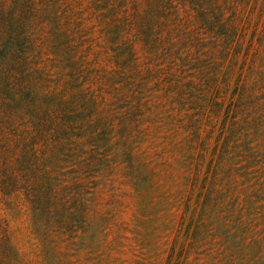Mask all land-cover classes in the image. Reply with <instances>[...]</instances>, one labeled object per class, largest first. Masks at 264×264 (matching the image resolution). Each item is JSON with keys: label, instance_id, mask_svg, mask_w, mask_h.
Here are the masks:
<instances>
[{"label": "rangeland", "instance_id": "obj_1", "mask_svg": "<svg viewBox=\"0 0 264 264\" xmlns=\"http://www.w3.org/2000/svg\"><path fill=\"white\" fill-rule=\"evenodd\" d=\"M67 1L104 128L55 173L47 234L0 200V264H264V0Z\"/></svg>", "mask_w": 264, "mask_h": 264}, {"label": "trees", "instance_id": "obj_2", "mask_svg": "<svg viewBox=\"0 0 264 264\" xmlns=\"http://www.w3.org/2000/svg\"><path fill=\"white\" fill-rule=\"evenodd\" d=\"M185 2L202 6L200 11L212 6V0L180 1ZM135 9V20H145L148 7ZM206 16L201 12L198 18L208 26ZM75 27L67 0H0V200L23 196L35 229L43 226L45 234L55 224V173L82 155L78 139L85 132L98 138L104 128L89 109L85 69L79 61L73 63ZM75 139L77 148L71 149ZM94 159L103 165V159ZM73 185L84 196L83 181L77 178ZM0 223V253L8 258L14 251L9 226L3 219Z\"/></svg>", "mask_w": 264, "mask_h": 264}]
</instances>
